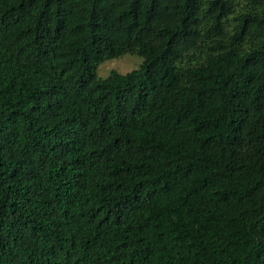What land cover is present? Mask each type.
Returning <instances> with one entry per match:
<instances>
[{
    "label": "trees",
    "instance_id": "1",
    "mask_svg": "<svg viewBox=\"0 0 264 264\" xmlns=\"http://www.w3.org/2000/svg\"><path fill=\"white\" fill-rule=\"evenodd\" d=\"M0 264H264V0H0Z\"/></svg>",
    "mask_w": 264,
    "mask_h": 264
},
{
    "label": "rangeland",
    "instance_id": "2",
    "mask_svg": "<svg viewBox=\"0 0 264 264\" xmlns=\"http://www.w3.org/2000/svg\"><path fill=\"white\" fill-rule=\"evenodd\" d=\"M143 62V57L135 54H126L122 57L106 60L98 70V76L106 78L112 71L127 73L140 67Z\"/></svg>",
    "mask_w": 264,
    "mask_h": 264
}]
</instances>
